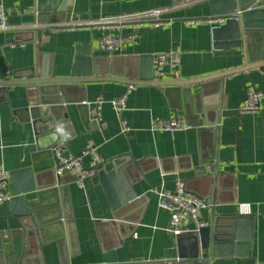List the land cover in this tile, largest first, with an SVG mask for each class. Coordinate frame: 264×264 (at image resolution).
<instances>
[{
  "label": "crops",
  "instance_id": "1",
  "mask_svg": "<svg viewBox=\"0 0 264 264\" xmlns=\"http://www.w3.org/2000/svg\"><path fill=\"white\" fill-rule=\"evenodd\" d=\"M209 1L0 0L14 27L0 31V82L12 80L15 73L31 68L36 73L49 70L53 76L69 77L82 48L91 49L92 57L114 54L126 62L132 57L179 52L178 78L170 74L161 81L191 80L251 64L248 69L206 82L205 99L217 103L211 107L217 112L209 115L214 125L204 126L211 128L203 131L194 126L193 98L183 93L189 90L197 94L201 90L199 83L162 87L146 83L140 77L131 91L128 88L132 83L127 77L80 83V89L71 95L83 101L64 104L75 136L66 142L61 140L58 145L64 154L76 155L93 143L104 162L128 153L133 154L134 160L145 159L143 178L133 185L139 195L147 196L138 208L141 220L134 224L133 230L126 224L122 236L110 225L115 223L114 211L101 183L91 178L82 188L72 175H65L66 183L57 185L59 190L64 189L57 200L63 211L73 213L68 226L45 225L42 236L39 228H34L37 235L18 234L13 239L9 230L19 229V222L8 219L11 216L8 203L0 205V241L4 242L6 252L18 250L17 264L159 262L172 246L173 236L167 231L170 212L159 206L157 193L174 190L177 179H181L188 191L206 200L217 161L221 172L216 200L202 212L206 227L212 224L215 212L216 216L249 215L254 218V225L249 247L240 249L245 254L213 255L211 264L264 263V98L259 112L239 114L237 110L248 89L264 93V63L257 65L259 59L254 51L248 55L242 48L215 49L212 29L216 25L188 23L191 19L212 16ZM31 9H36L38 15L29 13ZM155 10L164 11L161 18L169 23L123 29V35L134 34L135 38L115 52L100 48L98 39L109 32L100 28L17 29L36 22L86 21ZM263 36L256 34L253 44L262 42L264 48ZM101 67L103 74L92 75L112 76L110 64ZM142 68L140 64V73ZM124 95H127L126 108L119 113L113 101ZM98 100L103 101L101 114L105 127L91 117V109ZM27 106L25 85L12 86L6 94H0V165L11 173L10 186L12 173L16 171L37 167L46 172L55 168L53 148L51 152L39 149L38 135L21 110ZM173 116L184 118L191 128L176 132L152 130L155 119ZM123 123L129 127L127 132ZM91 161V155L85 156L87 165ZM42 199L47 203L53 197L47 194ZM241 204H248L249 212H242ZM60 219L68 217L63 215Z\"/></svg>",
  "mask_w": 264,
  "mask_h": 264
},
{
  "label": "water",
  "instance_id": "2",
  "mask_svg": "<svg viewBox=\"0 0 264 264\" xmlns=\"http://www.w3.org/2000/svg\"><path fill=\"white\" fill-rule=\"evenodd\" d=\"M263 3L264 0H210L212 15L228 17L223 24L216 25L212 29L214 48L226 51L242 48L248 55L254 51L256 58L259 59L257 65L263 64V44L262 42L257 45L253 44L256 34H264ZM78 52L79 57L69 77L53 76L49 70L36 73L35 68H31L15 73L12 80L0 82V94H6L12 86H27L28 106L21 110L25 112L27 121L32 123L38 135L39 149L42 151L51 152L50 150L58 146L61 140L66 142L67 138L71 139L75 136L69 113H65L64 104L83 101L71 95L80 89L82 82L127 77L130 78L128 82L138 84L140 81L136 80L142 77L146 83L162 87L199 83L201 90L197 94L189 90L183 93L193 98L194 110L192 109L191 114L195 119L194 126H198L203 131L211 128L204 126L214 125L209 115L217 112L216 109H211L217 103H209L205 99L208 94L206 82L225 78L251 66L249 64L191 80L155 81L153 80L154 57L151 55L132 57L126 62L125 59L115 57L114 54L112 57H92L91 49L82 48ZM103 64H110L112 76L108 78L93 76V73L103 74L101 71ZM140 64L143 66L142 73H140ZM62 111L64 113H61ZM61 126L63 131H57ZM209 130L214 132V129ZM98 167L100 170L94 177V181L101 183L114 211L115 223L110 225L124 236L126 224H129L130 229L133 230L134 224L140 222L141 209L138 208L147 199L146 195H139L133 187L143 178L145 159L134 160L133 154L128 153L105 161ZM220 172L219 161H217L213 168V176L210 177L206 195L207 203L216 200L215 191L220 180ZM64 176H56L54 166L46 172L33 167L12 173L13 184L10 186L12 199L8 202L11 216L8 219H17L20 225L19 229L9 230L13 239L18 234L37 235L34 228H39L38 233L42 236L45 225L62 227L64 224L68 226L72 223L70 221V218H73L72 211L70 213L63 211L57 200L64 191L62 188L60 190L57 188L59 183H66V176ZM72 178L77 181L75 176ZM211 193L213 196H210ZM47 194L53 199L43 203L42 198ZM62 214L68 219L61 221ZM253 225L252 216H216L215 212L212 224L201 229L199 233L190 232L173 236L172 246L165 252V256L159 262L151 264H211L213 255H233L234 252L237 255L245 254L240 249L249 247L253 238ZM4 248V242L0 241V264H17L16 260L20 254L18 250L15 248L9 253Z\"/></svg>",
  "mask_w": 264,
  "mask_h": 264
},
{
  "label": "built area",
  "instance_id": "3",
  "mask_svg": "<svg viewBox=\"0 0 264 264\" xmlns=\"http://www.w3.org/2000/svg\"><path fill=\"white\" fill-rule=\"evenodd\" d=\"M8 12L9 11L0 4V31H8L14 28L10 24ZM28 12L38 15V11L36 9H31ZM163 12L164 11L161 10H155L151 12L124 14L115 17H104L100 19L75 22H47L44 24L36 22L33 25L17 27V29L42 28L44 30H60L66 28H100L105 31H109L98 39L100 48L109 52H115L123 48L125 44L135 38L134 34L123 35V29L128 27L144 28L148 25L151 27L163 26L169 23L161 18V14ZM227 18V16L212 15L200 20L191 19L188 23L194 24L197 22H205L213 25H220L223 24ZM180 64L181 54L179 52L160 53L155 55L153 80L161 81L164 77L170 74L178 78V69ZM135 87V84H130L128 91L133 90ZM263 98L264 93L255 88L248 89L246 96L241 101L237 109L238 113L245 114L261 111ZM126 99L127 95H124L113 101V106L119 113L126 108ZM102 103V100H98L94 103V106L91 109V117L99 125H101V127H105L106 123L101 114ZM189 128H191V126L180 116L157 118L152 124V130L154 131L176 132ZM123 129L125 132L129 130L126 123H123ZM52 151L56 159L55 172L57 176L61 177L67 173L75 176L77 178V184L82 188L86 186V181L88 179L94 178L98 174L100 170L98 165L104 162L99 156L93 143L87 145V147L80 154L76 155L64 154L62 147L59 145L54 147ZM87 155L92 156V161L89 165L84 162V158ZM10 183L11 173L3 165H0V205L8 203L12 199V195L9 192ZM157 195L159 196V206L170 212V222L167 231L172 236H179L190 232L199 233L201 229L208 225L207 222L202 219V212L208 207V203L203 197L188 191L186 183L183 180L177 179L174 190L163 189L158 192ZM241 207L242 212H249L248 204H241ZM252 264L264 263L254 262Z\"/></svg>",
  "mask_w": 264,
  "mask_h": 264
},
{
  "label": "clouds",
  "instance_id": "4",
  "mask_svg": "<svg viewBox=\"0 0 264 264\" xmlns=\"http://www.w3.org/2000/svg\"><path fill=\"white\" fill-rule=\"evenodd\" d=\"M57 131H60V132H62V131H63V128H62V126H61V127H59V128L57 129Z\"/></svg>",
  "mask_w": 264,
  "mask_h": 264
}]
</instances>
